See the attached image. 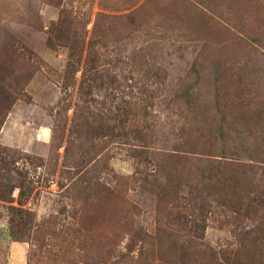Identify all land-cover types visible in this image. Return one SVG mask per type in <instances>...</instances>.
<instances>
[{
	"label": "rangeland",
	"instance_id": "374dc122",
	"mask_svg": "<svg viewBox=\"0 0 264 264\" xmlns=\"http://www.w3.org/2000/svg\"><path fill=\"white\" fill-rule=\"evenodd\" d=\"M0 264H264V0H0Z\"/></svg>",
	"mask_w": 264,
	"mask_h": 264
},
{
	"label": "crops",
	"instance_id": "0c3cea01",
	"mask_svg": "<svg viewBox=\"0 0 264 264\" xmlns=\"http://www.w3.org/2000/svg\"><path fill=\"white\" fill-rule=\"evenodd\" d=\"M16 246H20L19 244H16ZM14 248V247H13Z\"/></svg>",
	"mask_w": 264,
	"mask_h": 264
},
{
	"label": "trees",
	"instance_id": "16d2710c",
	"mask_svg": "<svg viewBox=\"0 0 264 264\" xmlns=\"http://www.w3.org/2000/svg\"><path fill=\"white\" fill-rule=\"evenodd\" d=\"M14 241H17V240H14Z\"/></svg>",
	"mask_w": 264,
	"mask_h": 264
}]
</instances>
